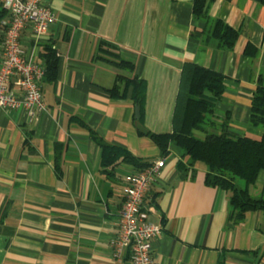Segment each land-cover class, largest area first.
<instances>
[{
	"label": "crops",
	"instance_id": "0c3cea01",
	"mask_svg": "<svg viewBox=\"0 0 264 264\" xmlns=\"http://www.w3.org/2000/svg\"><path fill=\"white\" fill-rule=\"evenodd\" d=\"M44 2L56 22L40 40L28 25L21 41L26 56L44 69L45 47L57 53V79L41 85L46 109L30 119L25 109L0 107V264H133L128 252L114 257L111 242L120 234L124 178L137 170L105 168L96 137L143 160H166L145 202L154 207L151 222L163 228L153 242L157 264H264V211H250L237 223L229 194L206 184V167L181 172L178 163L188 164L184 151L173 145L163 157L147 135L173 131L186 63L225 75L215 112L219 131L225 125L233 136L264 134L250 125L264 76V0L210 5L211 18L240 33L232 50L220 49L218 41L203 47L195 31L205 24L194 17V0ZM8 21L9 14L0 23V69ZM249 44L255 57L246 54ZM102 46L133 62L134 73L117 67L118 57ZM119 74L147 84L142 121L131 89L111 92ZM263 188L261 170L251 192Z\"/></svg>",
	"mask_w": 264,
	"mask_h": 264
},
{
	"label": "trees",
	"instance_id": "16d2710c",
	"mask_svg": "<svg viewBox=\"0 0 264 264\" xmlns=\"http://www.w3.org/2000/svg\"><path fill=\"white\" fill-rule=\"evenodd\" d=\"M215 1L194 0V17L205 24L202 30L195 31V35L201 38L203 47L218 41L220 49L232 50L240 33L222 19L210 17L209 7ZM7 14L1 6L0 23ZM101 48L114 53L108 46ZM257 53L255 46L251 44L247 46L248 56L255 57ZM115 55L119 59L114 61L117 67L134 73L133 62L119 58L118 54ZM43 57L46 61L44 79L55 81L59 67L56 51L46 46ZM130 89L135 105L140 108L142 121L147 96L145 80L136 75L129 77L119 74L111 92L114 96H120L122 92L126 95ZM224 93V74L196 63H186L181 76L173 131L164 134L148 132L147 135L160 148L163 157L170 155L173 145L184 151L188 164L182 161L178 163L181 172L188 171V167L193 168L196 165L206 167V184L229 194L231 216L239 223L250 211H264V188L259 196H254L251 192L252 187L257 184L260 171L264 170V134L258 138L248 135L233 136L228 133L225 125L219 131L215 120L216 103ZM251 107L250 125L264 129V76L260 77ZM213 129L216 131H212ZM196 132H202L205 136H199ZM140 133L143 134L141 131ZM96 138L102 148V164L105 168H116L119 164H125L142 171L154 164L135 156L124 147L108 144ZM239 179L244 181V186L239 185Z\"/></svg>",
	"mask_w": 264,
	"mask_h": 264
},
{
	"label": "built area",
	"instance_id": "2783aa9c",
	"mask_svg": "<svg viewBox=\"0 0 264 264\" xmlns=\"http://www.w3.org/2000/svg\"><path fill=\"white\" fill-rule=\"evenodd\" d=\"M0 5L9 14V21L4 24L0 107L25 109L28 117L34 119L46 109L41 86L45 69L26 56L21 38L24 29L32 25L36 38L40 40L56 22V16L44 0H0ZM165 164L166 160L161 159L145 170L125 176L120 234L111 242L114 257L123 259L128 252L133 264H157L152 253L153 242L162 234L163 228L151 222L154 207L145 202Z\"/></svg>",
	"mask_w": 264,
	"mask_h": 264
},
{
	"label": "rangeland",
	"instance_id": "374dc122",
	"mask_svg": "<svg viewBox=\"0 0 264 264\" xmlns=\"http://www.w3.org/2000/svg\"><path fill=\"white\" fill-rule=\"evenodd\" d=\"M238 183H239V185L244 186V181L243 180L239 179ZM254 193H255L254 195H256V196L261 195V189L256 191V192L254 191Z\"/></svg>",
	"mask_w": 264,
	"mask_h": 264
},
{
	"label": "water",
	"instance_id": "95a60500",
	"mask_svg": "<svg viewBox=\"0 0 264 264\" xmlns=\"http://www.w3.org/2000/svg\"><path fill=\"white\" fill-rule=\"evenodd\" d=\"M140 116H141V111H140V108L137 106L136 107V117L140 118Z\"/></svg>",
	"mask_w": 264,
	"mask_h": 264
}]
</instances>
